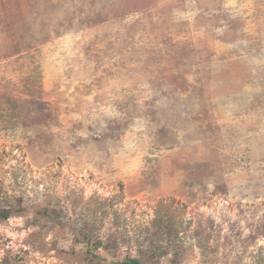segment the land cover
<instances>
[{"label": "rangeland", "instance_id": "obj_1", "mask_svg": "<svg viewBox=\"0 0 264 264\" xmlns=\"http://www.w3.org/2000/svg\"><path fill=\"white\" fill-rule=\"evenodd\" d=\"M5 210L0 264H264V0H0Z\"/></svg>", "mask_w": 264, "mask_h": 264}, {"label": "trees", "instance_id": "obj_2", "mask_svg": "<svg viewBox=\"0 0 264 264\" xmlns=\"http://www.w3.org/2000/svg\"><path fill=\"white\" fill-rule=\"evenodd\" d=\"M11 215V212L10 211H2L0 213V217H2L3 219H7L9 216ZM100 247V244H97L96 245V248H99ZM111 264H139L138 261L134 260V259H127L125 262H114V263H111Z\"/></svg>", "mask_w": 264, "mask_h": 264}]
</instances>
